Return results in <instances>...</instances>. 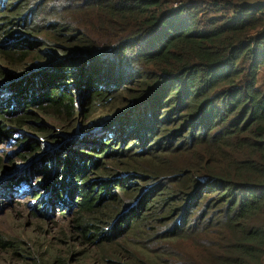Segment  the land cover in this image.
Listing matches in <instances>:
<instances>
[{"label": "trees", "instance_id": "obj_1", "mask_svg": "<svg viewBox=\"0 0 264 264\" xmlns=\"http://www.w3.org/2000/svg\"><path fill=\"white\" fill-rule=\"evenodd\" d=\"M8 1L0 0V15ZM29 2L33 9L35 0ZM47 6L52 20L41 15L38 21L36 12L27 17L24 27L34 37L14 31L0 38V61L25 68L31 41L41 43V25L49 28L39 32L65 41L70 53L59 58L64 61L59 71L35 76V83L41 80L38 91L26 89L36 73L14 80L25 82L19 86L0 78V117L9 114L1 111L3 104L22 110L15 123H27L30 105L49 108L53 117L71 115L73 96L54 85L58 80L74 81L65 87L76 92L86 83L91 105L108 109L105 118L111 119L98 134L92 129L80 142L56 145L116 160L112 180L119 197L111 198L116 192L110 185L104 198L111 202L104 206L98 180L85 177L95 161L82 153L66 156L78 182L76 241L88 250L118 245L114 255L100 256L109 264H264V82L258 80L264 67V0H52ZM6 29L2 24L0 34ZM62 30L66 33L56 36ZM26 39L31 44L20 42ZM44 50L46 62L56 56ZM72 52L81 58L69 59ZM82 58L93 73H81ZM2 126L0 133H8ZM125 142L139 150L117 149ZM50 159L38 169L39 185L48 183ZM117 167L147 175L141 180L150 186L127 189L122 177L128 175ZM69 172L65 167L59 172L55 204L67 205L72 196ZM125 201L130 207L123 208ZM202 209L207 216L200 215ZM183 240L198 252L168 246ZM5 243L10 245L0 238V247ZM50 263L67 264L61 257Z\"/></svg>", "mask_w": 264, "mask_h": 264}, {"label": "rangeland", "instance_id": "obj_2", "mask_svg": "<svg viewBox=\"0 0 264 264\" xmlns=\"http://www.w3.org/2000/svg\"><path fill=\"white\" fill-rule=\"evenodd\" d=\"M51 2L52 0H47L46 2L43 0H35L32 9L29 5V0H9L7 3L9 8L0 15V26L4 24L7 28L2 31L0 38H4L14 31L25 32L34 37L31 31L26 28L27 17L36 12V15L34 14L36 18L34 19L39 21L41 15H47L52 20V14L49 6H47ZM14 12H16L15 15ZM60 18L62 19L61 16ZM48 28H44L41 25L38 28L39 30H37L41 35V43L35 40V38L31 41L32 44L30 43V39H26L24 42L20 41L21 43H26V45L31 44L33 47V49H30V51H33V54H29L28 60L30 61L25 65V68L18 69L16 65L11 66L0 61V69L4 74V76L0 77L1 79L9 81L10 83L13 82L15 86H19L25 82H15L14 80H19L18 78L26 70L38 69V72L28 79V82H32L33 85L30 88H26L28 91L31 89H37L36 91H38L41 80L35 83L37 81L35 76H43V74L45 75L48 72L59 71V64L64 62L59 60V58L64 54H69L70 50L68 51L66 49L67 44L65 41L58 40L53 35L46 34ZM40 30H44L46 33L44 31L41 33L39 32ZM65 33L62 30L56 36L61 37ZM7 43H10V40ZM46 48L53 52L54 55L56 53V56L52 57L49 62H46L47 56L44 53V49ZM86 56L87 54L84 55V57ZM80 58L81 56L76 55L75 52H72L71 56H69L71 60H78ZM82 60L83 66L80 68L81 73L87 74V71L88 73H93L95 69L90 66L86 70L87 59L82 58ZM44 62L53 64L52 66L49 64L41 65ZM258 75L259 83H263L264 67L260 69ZM65 82L67 80H58L54 85L57 88L63 85V88L60 89L73 96L74 108L69 116L59 114L53 117L52 110H49V108L45 110L40 109V107H43L42 105H30L28 111H31V114L28 117L27 123L21 121L20 123H15L14 119L21 115L22 110L19 108L10 110L6 104H3L4 107H7L13 112H9L7 108L5 110L1 109L2 112L5 111L9 114L5 115L7 116L6 118L0 117V122H3V126L1 127L2 131L7 130L8 127V133H0V238L6 240V242H10V245L6 246L7 243H5L0 247V264H31L34 262L38 264H51V260L57 259L58 257L64 259L67 264H109L102 261L100 256L104 254L114 255L115 249L119 247L118 245H113L102 248H90L88 250L87 245L78 243L75 238L73 220L77 216L78 192L77 190L73 192V185L75 183L77 188L78 182L75 173L69 172V162H67V159L82 153L84 154L83 157L85 160L91 158L95 161L94 167L90 168L91 171L85 177L95 181L96 179L98 180V185H101L100 193L103 194L101 203L104 206L111 202V198L115 200L119 197L117 190L114 189L115 180H112L118 174L116 173L114 163L116 160L114 159L106 160L103 158L101 160V158L96 157L98 156L96 151H91L80 146H78V149L73 148L72 150L68 149V151L64 150L63 145L56 146L60 143L63 144V142L64 144L65 142H80L79 139L81 136L92 132V129L97 131L98 128H103L106 122L111 119L105 118L109 116L108 109L101 108L99 105H91L90 95L88 96L89 88L85 85L86 83L76 92L73 87H65L66 85L73 86L74 81ZM41 92H43V89L38 93ZM0 100L1 103L4 102V99ZM96 133L98 134L99 131ZM34 143L37 144L36 148H33L34 146L31 147ZM126 143L122 146L117 145V149L123 148L126 151L135 147L139 150L138 144L131 143L126 148ZM36 149L37 151H35ZM35 155H37L36 158ZM66 156L68 157L67 159ZM48 158H52L48 162L49 176L46 177L48 183L45 186L43 184L39 185L37 181L39 179L42 180L43 177H37L42 176L38 173V169ZM77 159H73V167L76 166ZM57 160L59 162L56 165ZM62 167L67 168L69 172L67 180L70 185L73 182L70 189L72 196L65 201L67 205L55 204L56 201L53 199V197L57 199V195H55L57 192L53 189V186L60 183L62 179V176L59 175ZM101 167H104L105 172L109 173L106 177L104 171L99 170ZM117 170L123 176L128 175V177H122L129 182L127 189L131 187L130 185H134L133 187L138 188L141 192L150 186L148 185V181L141 180H146L148 178L147 175H144L145 177H139L137 172L126 171L118 167ZM110 185L113 186V191L116 194L111 198H104L105 191ZM61 186L63 189L70 188L68 185L65 187L63 185ZM110 190H112L111 187ZM124 195L121 191V201ZM61 196L65 197L64 194H61ZM43 200L46 201V203L44 202L45 205ZM116 203L117 201H114V205H117ZM121 204L124 205L123 208L130 207L126 201ZM104 206L102 208L112 207V205ZM132 207H134V204H132ZM198 209L200 208H197L196 211ZM203 210H201L200 215H204ZM194 218H196V215L191 216V220ZM181 245L186 247L190 252H198L197 248L190 244V240L176 241L172 245L168 244L174 252L179 250L174 246ZM122 252L116 253V255H120Z\"/></svg>", "mask_w": 264, "mask_h": 264}, {"label": "bare ground", "instance_id": "obj_3", "mask_svg": "<svg viewBox=\"0 0 264 264\" xmlns=\"http://www.w3.org/2000/svg\"><path fill=\"white\" fill-rule=\"evenodd\" d=\"M30 70H31V71H30ZM30 70L28 71V73L22 75V76L19 77L18 79L20 80V79L24 78L25 76L27 77V76H29V75H31V74H33V73H37V72H38V70H32V69H30Z\"/></svg>", "mask_w": 264, "mask_h": 264}, {"label": "water", "instance_id": "obj_4", "mask_svg": "<svg viewBox=\"0 0 264 264\" xmlns=\"http://www.w3.org/2000/svg\"><path fill=\"white\" fill-rule=\"evenodd\" d=\"M37 155H35V158H36ZM37 160V159H36Z\"/></svg>", "mask_w": 264, "mask_h": 264}]
</instances>
